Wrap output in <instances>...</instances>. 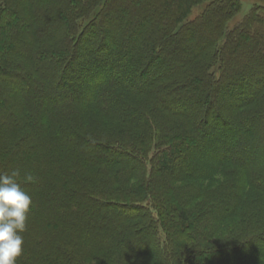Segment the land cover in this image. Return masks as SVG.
I'll return each instance as SVG.
<instances>
[{
  "label": "trees",
  "instance_id": "trees-1",
  "mask_svg": "<svg viewBox=\"0 0 264 264\" xmlns=\"http://www.w3.org/2000/svg\"><path fill=\"white\" fill-rule=\"evenodd\" d=\"M36 1L0 0V174L36 182L17 264H264V172L243 150L264 147V11L229 29L238 0H48L51 23Z\"/></svg>",
  "mask_w": 264,
  "mask_h": 264
},
{
  "label": "rangeland",
  "instance_id": "rangeland-1",
  "mask_svg": "<svg viewBox=\"0 0 264 264\" xmlns=\"http://www.w3.org/2000/svg\"><path fill=\"white\" fill-rule=\"evenodd\" d=\"M48 0H37L36 2H34V3H31L30 5H29V9H30V11L32 12L33 10H35L36 12H37V15H38V17H40L41 19H43V20H47V21H49V22H51V23H53V21H55V19H56V16H54V14H56V12H57V15L61 12V10H59V9H56V12L54 11L55 9H51V8H53L55 5V3L53 2V4H51V2H52V0H51V2L50 3H48L47 2ZM50 1V0H49ZM53 1H60L61 3L60 4H64L65 3V5H66V7H67V9H71L72 7L70 6V7H68L69 6V0H53ZM239 2H240V4H241V10H240V12L231 20V21H229L228 22V28L229 29H231V28H233L234 27V25H236L237 23H239L241 20H242V18L249 12V10L252 8V7H257V8H259L261 11H264V0H238ZM127 3H125V5L129 8V10L131 11L132 10V8H135V7H137V5H140L141 6V4L139 3V4H135V3H133L132 1H126ZM48 4V5H47ZM51 5H53L52 7H51ZM204 5H202V6H199L198 8H195V9H193L192 10V13H191V15H189L188 16V18L189 19H193L196 15H198L199 14V12L201 11V8L203 7ZM56 8H57V6H56ZM59 8V7H58ZM69 9V10H70ZM99 7H97L96 9H95V12H93V14L90 16V17H93L94 16V14H98L99 13ZM115 16H116V14H115ZM133 19H135V17H134V15H133V13L132 12H130L129 14H127V16H122L121 17V19L119 20L120 21V23H121V25H124L123 27H124V29L126 28V29H128V32H131L132 33V30L134 29V25L132 24V22H131V20H133ZM110 20V16L108 17V19L104 22V24L103 25H101V26H106L105 24H109L108 23V21ZM89 20H84V21H80V25H83V23H87ZM35 24V23H34ZM133 26V27H132ZM18 27V26H17ZM49 27L50 28H48L47 30H52L51 29V25H50V23H49ZM129 27V28H128ZM99 28H100V26H97L96 27V30L98 31L99 30ZM27 35V34H26ZM131 37L133 36V34H131L130 35ZM139 39H141L140 37H139ZM39 39H37L36 41H38ZM35 41V42H36ZM112 48H114L115 49V51H117L119 48H120V46H121V42H115V43H113L112 45ZM249 47V49H252V48H250V46H248ZM81 48H82V51L84 50V52H83V54L85 55V49H87V44L83 41L82 43H81ZM256 49H260V48H256ZM252 51H256L255 49H253ZM242 59L244 60L245 58L244 57H242ZM189 62H187L186 64H188ZM244 62H242L241 61V63H239V65L238 66H240V67H238L239 69H241V65L243 64ZM179 64V63H178ZM244 65V64H243ZM0 66H2V65H0ZM3 67V66H2ZM50 69H48L46 72H47V77L45 78V79H43V82L42 83H45V84H47V83H54L55 81H58V77L57 76H59V75H55L54 73H53V68H51V67H49ZM214 70L217 72L218 71V66L217 65H215V68H214ZM154 71V73L157 71L156 69H154L153 70ZM176 73L177 72H175V73H173L172 75H171V77H169V80H170V78H172L173 76H175L176 75ZM156 74V73H155ZM166 83H168V81L166 82ZM80 85V84H79ZM175 86V84L174 83H171V84H169L168 85V88H169V90L170 89H172V87H174ZM63 92V90L62 89H59V88H57L56 90H55V93H62ZM171 94H172V92H171ZM54 93L51 95V96H53L54 97ZM260 102V101H259ZM259 102H258V104H259ZM66 103V102H65ZM223 107H224V113L225 114H229V111L231 110L230 108H231V105H229V104H223ZM202 107H201V103H198V104H195V103H193V104H191L187 109H184V111H186V112H184V113H186L188 116L189 115H191V113H192V111L193 112H197L198 113V118L197 119H202L201 117H202ZM200 113V114H199ZM262 115H264V114H262ZM21 117L23 118L24 116L21 114ZM264 117V116H263ZM244 118H248V115L247 116H245ZM264 119V118H263ZM263 124H264V121H263ZM249 130V129H248ZM250 132V131H249ZM248 132V133H249ZM262 134V135H261ZM258 136H262L261 138H263L264 137V134H263V130H262V133L260 132L259 134H258ZM250 138V139H249ZM249 138H248V140H249V142H254V144H257V146L255 145V148H244L243 150H244V152H246L245 154L246 155H248L247 157H252V160H254V162H253V164H252V166L253 167H259V169H262L263 170V172H264V147H263V145H262V143L261 142H255V140H253V138L254 139H256L255 137H253V136H249ZM27 139H28V141H26L27 143L29 142L30 143V141H31V139H30V137H27ZM235 139V138H234ZM33 145V146H32ZM26 146H27V144H26ZM29 146V150L28 151H30V155L28 154L27 156H31V155H33L35 152H37V146H34V144H30V145H28ZM27 146V147H28ZM232 147L234 148L235 146H233L232 145ZM201 151V150H200ZM220 152H222V153H226V151L225 150H221ZM195 158H197L198 160L199 159H201V158H203L202 157V154H201V152H199V151H195L193 154H192ZM27 156H26V158H27ZM256 156H259L258 157V159H257V157ZM96 157H97V159L98 160H103L104 158H103V155L101 154V153H99V154H97L96 155ZM256 157V158H255ZM254 158V159H253ZM260 158V159H259ZM213 161V160H212ZM246 161V160H245ZM90 168H92V165L90 166ZM21 173V175H20V177H18V180L20 181V182H27V184H29V186H30V188H28L27 190H30L31 188H34V187H36V185H35V183L36 182H28V181H32V180H29V179H27L26 177V174H24V172H20ZM220 179V178H219ZM29 208H31V207H29ZM28 212H29V210H28ZM117 214V213H116ZM123 225V224H126V221H124L123 220V217H119V219H117L116 221H115V224H113V226L114 227H117V225L119 226V225ZM230 224H232V226H235V224H233V223H230ZM118 228V227H117ZM118 229H114V231H113V233H112V235H111V238L112 239H119V235H120V232L119 231H117ZM43 233V232H42ZM105 234H107V235H109L110 234V231H107V232H105ZM38 236H39V234H38ZM133 236H134V241H139L140 240V236L138 235V231H136V232H133ZM218 238H222V234H218L213 240H211V241H209L205 246H208V245H210V244H214L216 241H217V239ZM119 245H121V247H122V245H123V238L122 237H120V240H119ZM139 249H137V251H138ZM261 252H264V250H261ZM134 253H138V252H134ZM41 257V256H40ZM259 260H261V258L259 257L258 258ZM40 260L42 261V262H44V263H48L46 260H44L43 259V257H41L40 258ZM61 261H63L64 263H65V260H61ZM262 262H263V260H261ZM49 264V263H48Z\"/></svg>",
  "mask_w": 264,
  "mask_h": 264
},
{
  "label": "clouds",
  "instance_id": "clouds-1",
  "mask_svg": "<svg viewBox=\"0 0 264 264\" xmlns=\"http://www.w3.org/2000/svg\"><path fill=\"white\" fill-rule=\"evenodd\" d=\"M20 175L18 169L0 174V264H17L23 251L21 233L26 230L32 200L20 186Z\"/></svg>",
  "mask_w": 264,
  "mask_h": 264
}]
</instances>
